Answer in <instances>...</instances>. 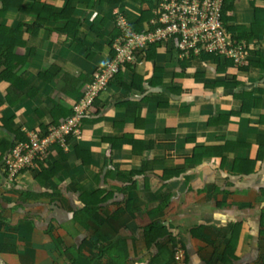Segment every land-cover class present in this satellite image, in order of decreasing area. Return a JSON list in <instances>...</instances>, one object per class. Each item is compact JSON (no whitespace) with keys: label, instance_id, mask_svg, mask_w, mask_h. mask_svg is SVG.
Returning <instances> with one entry per match:
<instances>
[{"label":"crops","instance_id":"0c3cea01","mask_svg":"<svg viewBox=\"0 0 264 264\" xmlns=\"http://www.w3.org/2000/svg\"><path fill=\"white\" fill-rule=\"evenodd\" d=\"M155 1L22 0L52 10L0 75V264H173L176 245L185 264H264V0L224 9L225 27L245 36L244 70L209 60L183 67L162 43L151 60L118 71L80 138L6 180L15 134L66 118L106 65L117 16L133 25ZM35 20L11 8L0 24ZM11 82L28 93L8 103ZM150 225L164 235L147 237Z\"/></svg>","mask_w":264,"mask_h":264},{"label":"built area","instance_id":"2783aa9c","mask_svg":"<svg viewBox=\"0 0 264 264\" xmlns=\"http://www.w3.org/2000/svg\"><path fill=\"white\" fill-rule=\"evenodd\" d=\"M225 0H156L151 10L148 28L133 31L131 25L120 15L116 28L121 35L111 44L114 55L87 83L81 97L72 106V114L50 125L45 131L25 132L26 140L16 142L3 159V170L8 182L21 170H33L42 163L51 148L57 144L66 148L65 137L80 138L82 119L89 113L95 98L114 79L124 64L133 67L141 64L140 53L150 44L169 42L174 45L179 59L202 53L214 54L232 60L234 66L243 65L248 57V46L236 41L227 32L221 19ZM173 264H185L184 251L176 245L172 251Z\"/></svg>","mask_w":264,"mask_h":264},{"label":"trees","instance_id":"16d2710c","mask_svg":"<svg viewBox=\"0 0 264 264\" xmlns=\"http://www.w3.org/2000/svg\"><path fill=\"white\" fill-rule=\"evenodd\" d=\"M123 0H99V3L101 4H109L111 6H114V5H118L119 3H121ZM230 0H225L223 5H222V9H221V19H222V22L223 24L226 22L227 18L224 16V9L227 8V5L230 6ZM154 5L151 6L150 8H148V11H146L147 15L142 18L139 19V21H137L135 24H131V28L133 31H139L141 30L142 28H148V22H149V19L152 17V12L151 10L153 9ZM16 9L18 10L19 12H22V13H35L36 14V20L33 24H31L30 26L25 24V23H19V25H17L14 29H11V28H8L2 24H0V64H3L4 65V71H3V74L1 73V77L3 78L4 76H7L9 74V66L8 65V62H13L14 60H16V56L14 55L13 56V52H14V48L17 44L19 43H22V41L24 40V37L26 35H28V31L34 29H38L40 27L43 26V23L44 21H46V16H45V13L49 12L50 10V7H48L47 5L45 4H33V5H30L29 7L27 8H24L22 6V0H0V17L2 18L6 12L9 10V9ZM258 14V11L256 10L255 12V15ZM51 18H56V16H51ZM225 26V24H224ZM27 29V30H26ZM225 29L227 30V32L231 33V31H229L226 27ZM240 30V29H239ZM239 32V31H238ZM238 32L236 33V35L233 34V32L231 33L232 35V38H234L237 42L239 41H244V37L245 36H242V34H238ZM121 33L120 31L116 28V34L115 36L111 39V42H110V56L107 60V62H109L111 60V58L113 57L114 55V51L111 49V44L112 42L118 37L120 36ZM161 43H155V44H150L147 49H145L143 52L140 53V59L141 61H144V59L147 57L148 60H151L153 57H154V54H155V51L157 50L158 46L160 45ZM173 45V44H172ZM174 46V45H173ZM175 48V47H174ZM176 49V48H175ZM176 55H177V52H176ZM176 59L177 61L179 62V64L181 66H188L190 62H195V61H199V60H202V61H206V60H209V61H214V62H218V61H222V62H228L229 64H233L234 63L232 62V60L230 59H225V58H220L218 56H215L214 54H207V53H202L200 52L199 54L197 55H194L192 52L190 53L189 57L188 58H183V59H179L177 56H176ZM133 67L132 65H129V64H124L123 66L120 67V69L122 67ZM237 68H239V70H244L246 68V64H245V61L243 63V65H240L238 66ZM119 69V70H120ZM118 70V71H119ZM118 73V72H117ZM116 73V74H117ZM115 74V75H116ZM114 75V77H115ZM5 78V77H4ZM93 78V77H92ZM114 80V79H113ZM91 82V80H90ZM16 83V82H15ZM20 84V88L18 87L17 83L16 85L14 86V84H12V82L10 83L9 87H8V92H7V99L6 101L8 103H10L9 99H11L12 97V94L15 93V91L18 92V90L20 89V91H23L25 92L26 91V84L25 83H18ZM28 93V91H26ZM30 96V95H29ZM81 97V95H80ZM79 97V98H80ZM79 100V99H78ZM77 100V101H78ZM96 98L94 99V101L92 102L91 106H90V110H89V113L92 111V109L94 108V102H95ZM72 114V108H71V112L70 114L67 116L69 117L70 115ZM66 117V118H67ZM65 119V118H64ZM55 125V124H53ZM46 130V129H45ZM44 130V131H45ZM41 132V131H40ZM25 135V133H24ZM23 134H15L16 136V140H13L10 144V147L9 149L16 143V142H20V141H24L26 140V135L24 136ZM24 139V140H22ZM71 139L70 136H66L65 137V142H66V146H67V143L68 141ZM257 142H258V147H259V150H258V153H261L263 154L261 151H263L264 149V136H259L257 138ZM54 146H59L57 144H55ZM53 146V147H54ZM52 147V148H53ZM8 149V151H9ZM64 149V148H63ZM7 151V152H8ZM198 152L200 150H197ZM6 152V153H7ZM6 155V154H5ZM41 165V163H38L37 164V167H39ZM40 168V167H39ZM24 171H31L30 169L28 170H21L19 173H22ZM251 171V169H250ZM18 175V174H17ZM50 174L49 173H46V177H48ZM84 211L86 213H88V206L86 205V209H84ZM2 223H0L1 225ZM158 227V226H157ZM156 226H148L146 228V231H145V234L146 236L150 237L151 239L153 237H157V236H162L164 235V233L161 231V228L158 227L157 228ZM1 228V226H0ZM82 246H85V247H88V248H91L93 249L94 248V244H92L91 242H83V245ZM69 264H77V263H80V264H88L89 262L87 261V259H83L82 257H75L74 259H70L69 260Z\"/></svg>","mask_w":264,"mask_h":264}]
</instances>
